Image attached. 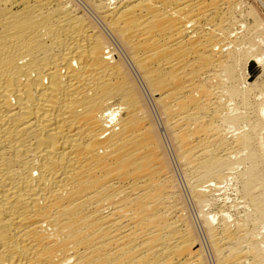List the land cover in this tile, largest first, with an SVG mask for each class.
I'll use <instances>...</instances> for the list:
<instances>
[{
	"label": "bare ground",
	"instance_id": "1",
	"mask_svg": "<svg viewBox=\"0 0 264 264\" xmlns=\"http://www.w3.org/2000/svg\"><path fill=\"white\" fill-rule=\"evenodd\" d=\"M239 3L0 0V264H264V20Z\"/></svg>",
	"mask_w": 264,
	"mask_h": 264
},
{
	"label": "rangeland",
	"instance_id": "2",
	"mask_svg": "<svg viewBox=\"0 0 264 264\" xmlns=\"http://www.w3.org/2000/svg\"><path fill=\"white\" fill-rule=\"evenodd\" d=\"M243 1V2H242ZM239 5H240V7L237 9V12H236V17H237V19H240L239 21H240V23L239 24H243V23H247V24H249V23H251L252 22V19H250L248 16H245V15H247L248 13H249V11L251 10V8L253 7V9L257 12V15H259L260 16V18H261V20L263 19L264 20V0H239ZM242 3V4H241ZM244 3V4H243ZM241 5H242V7H244V8H241ZM240 9V10H239ZM239 10V11H238ZM241 11V12H240ZM244 12V13H243ZM255 12V13H256ZM239 14H242V15H239ZM245 14V15H244ZM244 15V16H243ZM240 16H242V17H240ZM240 17V18H239ZM244 17V18H243ZM247 18H248V20H247ZM243 20H245V22L243 21ZM260 48V47H259ZM264 49V44L261 46V49ZM254 52V51H253ZM252 52V53H253ZM250 54V53H249ZM248 54V55H249ZM146 98H147V101L150 103V101H149V99H148V94L146 95ZM151 107H152V105H151ZM155 116L157 117V115L155 114ZM158 119V118H157ZM171 157H172V151H171ZM171 162H172V165H173V169H174V171L175 172H177L176 173V178L178 179V181L180 182V184L179 185H182V186H180V189H182V193H183V195H184V197H185V200H188V198L190 197V195H189V191H188V188H187V185H186V180L184 179L185 177L183 176V174H182V172H181V169H180V167L178 166V164H177V162H176V160L174 159V157H172L171 158ZM174 161V162H173ZM175 163V164H174ZM176 166V167H175ZM178 166V167H177ZM177 168V169H176ZM179 171V172H178ZM179 175V176H178ZM184 177V178H183ZM180 179V180H179ZM181 180H182V182H185V183H182L181 182ZM178 182V183H179ZM232 184H229L228 186H227V188L225 189V190H223V191H221V192H216V193H218V194H214L212 197H211V199L213 200V202H215L216 204H214L213 202V205H211L210 204V207H209V205H208V208L206 207L205 209H207V210H205V211H210V212H212V213H216V210L218 211L219 210V208L217 207V206H221L220 204L222 203H225L224 202V200L225 199H227L226 200V203H232V202H230V200H233V203L235 202V200H236V202H237V200H238V202H239V195H237V189L239 188H235V187H237L238 186V184H234L233 182H231ZM184 187V188H183ZM186 191H185V190ZM236 189V190H235ZM185 191V192H184ZM236 191V192H235ZM188 192V193H187ZM189 195V196H188ZM217 195L219 196V197H217ZM224 195V196H223ZM235 196H237V197H235ZM214 197V198H213ZM220 197H221V199H220ZM237 198V199H236ZM215 199V200H214ZM217 199H219L220 201L217 203L216 202V200ZM222 199H223V202H222ZM192 199H191V197L189 198V202H187V205H188V207H189V211H190V214H192V213H194L193 214V216H192V219H193V222L194 221H197V224H198V226L195 224L196 222H194V224H195V227H196V229H197V233L198 232H200V233H198L199 234V237H201V239H203L202 241H205V243H204V245H205V248H207L206 250H207V253H209L210 254V250H209V247H207L208 246V244H207V241L204 239L205 238V234H202V232L204 233V231H203V229H202V227H201V224H200V221L197 219V212H195L196 210H197V208H196V206H195V204L193 205L192 204ZM191 205V206H190ZM195 207V208H194ZM215 207V208H214ZM237 208V207H236ZM196 209V210H195ZM214 209H216L215 211H214ZM238 209H240L239 210V212L237 211V209H235V208H233V210H231L230 211V213L232 214H230L231 215V217H233V218H236L238 215H243L244 213L243 212H245V209H243V206H238ZM243 209V210H242ZM234 210H236V211H234ZM234 211V212H233ZM192 212V213H191ZM236 212H238V213H240V214H236ZM195 215V216H194ZM220 216H218L217 217V219H218V221H220ZM196 219V220H195ZM198 227H199V229H198ZM201 235V236H200ZM203 237V238H202ZM208 254V256H212L211 254L209 255Z\"/></svg>",
	"mask_w": 264,
	"mask_h": 264
}]
</instances>
